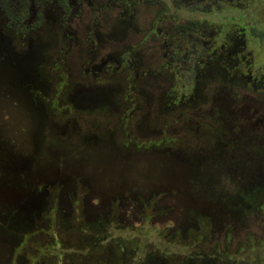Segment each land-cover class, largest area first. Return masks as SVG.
Returning <instances> with one entry per match:
<instances>
[{
  "label": "rangeland",
  "instance_id": "rangeland-1",
  "mask_svg": "<svg viewBox=\"0 0 264 264\" xmlns=\"http://www.w3.org/2000/svg\"><path fill=\"white\" fill-rule=\"evenodd\" d=\"M10 1L0 264H264V0Z\"/></svg>",
  "mask_w": 264,
  "mask_h": 264
},
{
  "label": "trees",
  "instance_id": "trees-1",
  "mask_svg": "<svg viewBox=\"0 0 264 264\" xmlns=\"http://www.w3.org/2000/svg\"><path fill=\"white\" fill-rule=\"evenodd\" d=\"M16 1V0H15ZM8 2H10V0L8 1ZM23 2V1H22ZM33 4V3H32ZM18 7L19 6H21V5H17ZM33 6H34V8H35V13H34V15H35V21L33 22V24H31L30 26H29V29H31V30H33L34 28H36L39 24H40V22H41V20H39L40 19V16H39V14H40V12L42 11V6H41V4L40 3H34L33 4ZM0 8L4 11V13H5V15L8 17L9 15H10V12H9V10H8V6L6 7V5L5 6H1V4H0ZM21 9H20V11H23V13H24V15L22 14V17H24L25 19H27L28 18V15L30 14V11H29V8L27 7V6H24V7H20ZM28 10V11H27ZM29 13V14H28ZM9 17H11L12 18V21H16L17 20V18L15 17V19H14V17H12V15H10ZM11 18L9 19V21L11 20ZM10 22V25H16L17 23H13V22ZM22 24V23H21ZM21 29H23V28H21ZM21 29H17L16 31L14 30V32H16L17 33V31L19 32V33H23L24 31H25V29H23V30H21ZM196 60V59H195ZM194 60V61H195ZM193 61V60H192Z\"/></svg>",
  "mask_w": 264,
  "mask_h": 264
},
{
  "label": "flooded vegetation",
  "instance_id": "flooded-vegetation-1",
  "mask_svg": "<svg viewBox=\"0 0 264 264\" xmlns=\"http://www.w3.org/2000/svg\"><path fill=\"white\" fill-rule=\"evenodd\" d=\"M9 0H0V4H1V6H5L6 5V7L7 6H9V4L11 3V1L10 2H8ZM23 0H17V1H15V3H17V5L19 4V5H21L22 7H24L25 5H23L24 3L22 2ZM21 6H19V7H21ZM28 7V6H27ZM36 18V17H35ZM34 22V21H33Z\"/></svg>",
  "mask_w": 264,
  "mask_h": 264
}]
</instances>
